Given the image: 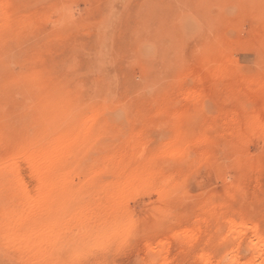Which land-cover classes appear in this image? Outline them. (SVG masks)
I'll return each instance as SVG.
<instances>
[{"label": "rangeland", "instance_id": "1", "mask_svg": "<svg viewBox=\"0 0 264 264\" xmlns=\"http://www.w3.org/2000/svg\"><path fill=\"white\" fill-rule=\"evenodd\" d=\"M1 5L0 160L63 129L72 142L61 203L19 227L2 216L20 191L0 177V264L250 261L264 243V128L251 124L264 0ZM218 56L211 78L191 75ZM94 113L85 136L64 124Z\"/></svg>", "mask_w": 264, "mask_h": 264}, {"label": "bare ground", "instance_id": "2", "mask_svg": "<svg viewBox=\"0 0 264 264\" xmlns=\"http://www.w3.org/2000/svg\"><path fill=\"white\" fill-rule=\"evenodd\" d=\"M0 7L3 9L4 5H1ZM112 14H113V12H112ZM113 16H114V14H113ZM108 23H109V21H108ZM106 25L108 27V24H106ZM105 32H108V31L105 30ZM211 59H210V61H211ZM223 61H225L224 57H222V56L215 57L214 59H212V61L210 63H208L206 65L203 64L204 66L201 69L199 68L200 67L199 66L198 68L200 70H198L196 68L197 70L192 72L191 75L197 79L207 80V79L211 78V72H209L207 70H210V68L213 67L214 65L219 66V67L222 66ZM193 70H195V69H193ZM186 71H188V70H186ZM185 73H187V72H185ZM183 75H185V74L183 73ZM256 79H257L256 80V85H257L256 91L262 93L264 91V77H259ZM251 96H254V95L251 94ZM259 99H262V98L259 97ZM107 103H108V100H107ZM2 105H3V103H2ZM52 108H50V109H52ZM119 115H121V114H119ZM66 119H67V121L64 123L65 125H67V122H70L71 124L75 123L76 125L81 126L82 128L80 129V132L82 134H84V136H85V134L89 132V131H87V129L89 130V128H88L89 127L88 125H90L89 122H91L93 124L95 119H97V116L95 115V113L91 114V115H85L81 119L79 118L77 120V122H75V116L74 115H70V116H68V118H65V120ZM52 121L55 122L56 120H52ZM110 121H111V119H110ZM251 124H255L257 127H260V128L261 127L264 128V106L261 108V110L256 115L253 116V120H252ZM103 127H105V126H103ZM68 131H69V128L67 130L63 129L62 134L59 135V138L55 139V141H52L50 144L45 143L39 147L29 144V145H26L22 148H18V149L13 150L11 152V155L7 159H5L4 161L0 160V177H2V179H4L3 177H6V179L13 180V184L20 191V200H21L20 202L23 203L22 208L17 206V204L15 202L18 201V198H17L18 196L15 197V198H17V200L15 202L12 201L9 203L10 206H9V208H7L6 212L4 211L2 217H4L5 219L8 217H14L15 219L12 222L9 221L11 223L5 222L6 225L12 226V227H14V226L19 227V225H20L19 222L22 221L21 220L22 218H24L26 216H31V215H37L43 211H47L49 206L56 204V203H61V197L63 196L61 189L63 188V185L66 182V180L64 179L63 173H64V171H66L68 169V166L62 161V157H63V154L65 152H67V150L70 149V145L72 142V137L70 134H68ZM84 136L82 138H84ZM79 137H80V135H79ZM175 154H181V152L180 153L179 152L173 153L171 155H175ZM69 160H72V156ZM154 164H156V163H154ZM8 182H10V181H8ZM8 184L10 186L11 183H8ZM118 189H120V188H118ZM126 189H127V187H126ZM9 190H10V188H9ZM120 192H121V190H120ZM108 193H111V192H108ZM117 193H119V192H117ZM119 194H120V196L119 195L118 196L122 197V194L121 193H119ZM123 195H124V193H123ZM113 198H114V196H113ZM116 199H118V198H116ZM119 200H122V199H119ZM18 223H19V225H18ZM125 227H126L125 229L121 230V232H123L124 234L128 231V225ZM52 228H53V225L51 224V225H47L44 227L35 228L34 230H32V229L31 230H32V233L38 231V232H46L48 234L52 230ZM1 232H2V230H1ZM260 244L261 245L259 247L255 248V250L251 251L252 254L253 253L254 254L252 256V259L250 261H248L246 264L255 263V259L259 255V252H260L259 249L262 248V251L264 249V243H260ZM256 246L257 245H255L254 247H256ZM251 249H252V247H251ZM198 264H211V262L207 258L201 257L199 259ZM230 264H239V262H237L236 260H232ZM261 264H264V263H261Z\"/></svg>", "mask_w": 264, "mask_h": 264}]
</instances>
